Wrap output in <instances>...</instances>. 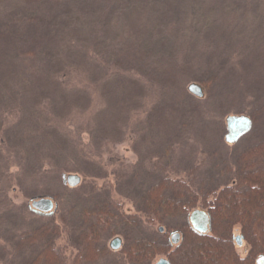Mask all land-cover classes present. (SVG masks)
Here are the masks:
<instances>
[{"label":"rangeland","instance_id":"obj_1","mask_svg":"<svg viewBox=\"0 0 264 264\" xmlns=\"http://www.w3.org/2000/svg\"><path fill=\"white\" fill-rule=\"evenodd\" d=\"M70 1H89L95 12L106 7L99 28L112 32L107 38L115 45L129 37L149 40L140 53L159 66L170 63L165 72L177 81L165 94L175 102L159 101L160 84L149 86L146 103L114 121L99 115L108 99L73 107L59 83H39L42 90L38 83L18 82L24 69L42 75L53 68L36 56L40 44L63 54L53 45L61 40L57 31L66 37L68 27L60 23L68 18L63 14ZM110 1L116 8L106 16ZM180 1L0 0V264H30L39 246L20 244L19 238L44 224L59 226L44 235L54 237L61 260L55 264H133L122 247L137 238L170 243V232L180 231L192 213L150 222L141 201L150 186L170 178L199 192L218 190L235 182L240 154L264 144V0ZM172 15L174 36L167 29ZM32 36L40 41L33 43ZM112 53L113 47L103 51L106 60ZM53 72L44 71L62 82L63 72ZM73 75L78 80L83 73ZM191 83L203 87L204 97L189 92ZM167 107L168 115L162 113ZM242 114L252 118L253 128L229 144L226 118ZM71 173L82 178L75 188L63 182ZM36 197L53 198L54 213L31 210ZM89 223L99 238L86 258L78 237ZM115 237L123 242L118 251L110 248ZM236 248L243 256L249 246Z\"/></svg>","mask_w":264,"mask_h":264},{"label":"trees","instance_id":"obj_2","mask_svg":"<svg viewBox=\"0 0 264 264\" xmlns=\"http://www.w3.org/2000/svg\"><path fill=\"white\" fill-rule=\"evenodd\" d=\"M134 1L125 0V3L134 5V3L136 4ZM161 1H165V4H167L176 0ZM182 1H180V5L188 0ZM69 3H71V7L64 8L66 13L63 14L68 18H63L64 22L60 23L63 28L68 27L65 32L66 37L64 32L57 31L61 36V40L55 46L53 45L56 50L60 48L59 50L63 51V54H53L54 48L51 49L52 44L50 43L40 44L35 49L38 59L43 57V61L53 67L51 69L45 68L44 71L54 73V69L58 68L63 72L64 79L62 82H57L55 76L51 77L44 71H42V75H35L33 73L34 69L29 68V71L23 70L22 80L20 79L18 82L29 80L28 83L36 85L37 83H44L45 85L59 83L60 91L66 87L65 92L68 94L61 92L63 97L67 98L65 100L72 103L73 107L83 104L79 106L83 108L90 101H107L108 99L106 109L100 111L99 115H104V117L108 115L109 119L114 121L117 118L119 119L120 116L128 115V117H131L130 113L133 109L142 107L146 103L148 89L154 87L153 85L159 86L158 84H160L163 94L160 96L159 101L175 102L172 97L165 94L169 86L177 81L174 76L171 77L165 72V64L170 63L160 61L159 66L157 60L149 61L140 53L142 48L145 47L143 43L149 40L142 37L133 38L128 36L129 38L124 40L126 41L125 44L120 46L116 43L115 45V39L107 38V36H111L112 32L102 31V28H99V21H102V12L106 7H100L95 12L89 1L87 3L70 1ZM107 7L110 9L106 16L115 10L116 3L110 1ZM73 18L75 21H70ZM121 20H125L124 16ZM176 20L175 15H172L173 23L171 18L169 19L171 24L167 26L169 27L167 29L170 36L177 33L174 30L177 24ZM178 36L179 34H177ZM30 39L32 41L34 37L32 36ZM163 39L166 43L167 38L165 35ZM37 41L40 40L32 42L38 43ZM158 41L160 40L158 39ZM160 43L162 44L161 41ZM111 47L117 54L112 53L113 55L106 60L103 51L111 49ZM23 53H26V51L23 50ZM40 53H42V56L39 55ZM161 68H164V71ZM72 69H74L73 73ZM74 73L78 75L83 73L82 78L76 80ZM9 75H12V72ZM38 75L40 76L39 79L36 78ZM14 79H17V77L15 76ZM75 81L76 83L72 84ZM207 83L204 82L205 85ZM37 86L42 89L41 86L43 85L39 84ZM155 107L158 108V106ZM170 109V107L164 108L162 113L165 112L168 115ZM93 123L97 128V122ZM56 141L59 146L63 143L60 140ZM54 145L55 143H52V146ZM263 148V143L247 147L240 154L241 165L235 182L218 190L199 192L184 181L170 178H164L162 181L150 186L141 199L146 205L145 212H147V219L150 222L162 223L165 217L175 218L200 209L209 214L210 230L206 234H200L192 229L190 223H186L180 228L183 239L175 247L171 246L169 242L134 239L121 249L126 259L133 264H150L157 262L161 257L168 259L171 264H256V259L264 255ZM64 171L70 172V169ZM50 226L52 225L44 224L33 230L26 238L23 235L20 236V244L26 242L33 245V247L39 246V251L36 252L35 258L30 264H40L41 261L45 264H55L61 261L59 254L56 253L52 245L54 237L44 238L47 232L55 234L54 231H58L56 228L54 230V227L59 228L58 225ZM94 227L95 225L92 223L87 224V229L83 230L80 237H78L82 245L80 254L85 253L83 255L86 258H90L88 252L95 251V245L99 238V234L94 231ZM237 227H239L245 242L250 247L249 255L245 258H241L236 251L233 234Z\"/></svg>","mask_w":264,"mask_h":264},{"label":"water","instance_id":"obj_3","mask_svg":"<svg viewBox=\"0 0 264 264\" xmlns=\"http://www.w3.org/2000/svg\"><path fill=\"white\" fill-rule=\"evenodd\" d=\"M191 94L202 98L204 97V89L198 83H191L188 86ZM227 134L225 140L229 144H236L239 140L248 134L253 128V120L247 115H230L226 118ZM65 185L75 188L81 184L82 178L78 174H64L62 176ZM54 199L50 197H36L31 200L30 209L35 213L52 215L56 209ZM190 224L192 228L200 233H206L210 227V217L202 210H195L190 214ZM163 230V228H161ZM181 238L180 233L176 232L173 237V243H179ZM239 244H242V238L237 237ZM122 239L115 237L110 248L114 251L120 250L122 247ZM155 264H171L166 258H159ZM258 264H264V255L258 260Z\"/></svg>","mask_w":264,"mask_h":264},{"label":"flooded vegetation","instance_id":"obj_4","mask_svg":"<svg viewBox=\"0 0 264 264\" xmlns=\"http://www.w3.org/2000/svg\"><path fill=\"white\" fill-rule=\"evenodd\" d=\"M196 210H200V209H196ZM195 211V210H194ZM203 211V210H202ZM193 212V211H192ZM205 212V211H204ZM208 214V213H207ZM209 215V214H208ZM189 223H190V221H189ZM191 225V224H190ZM192 227V226H191ZM193 229V228H192ZM194 230V229H193ZM209 230H210V227H209ZM209 230L207 231V232H209ZM163 231V230H162ZM195 231V230H194ZM176 232H178V233H180V235H181V238H180V241H179V243L182 241V239H183V234H182V232L181 231H171L170 232V235H169V239L171 240V242H170V245L171 246H177V245H179V243H173V237H174V234L176 233ZM197 232V231H196ZM206 232V233H207ZM197 233H200V232H197ZM206 233H200V234H206ZM241 237L242 238V244H239V242H238V240H237V237ZM233 238H234V241H235V245H236V247L237 246H244V245H248L246 242H245V240H244V237L242 236V234H241V232L239 231L238 233L236 232V230L234 231V234H233ZM122 246H123V244H122ZM249 246V245H248ZM246 253H245V255H243V256H241L240 254H239V252L237 251V248H236V251H237V254L241 257V258H245V257H247L248 255H249V251H250V247L249 248H246ZM263 256V255H262ZM262 256H259L257 259H256V261H255V263L256 264H258V260L262 257ZM156 263V262H155Z\"/></svg>","mask_w":264,"mask_h":264}]
</instances>
